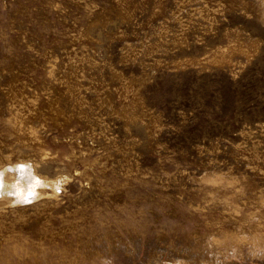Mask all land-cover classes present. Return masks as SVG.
<instances>
[{
    "label": "rangeland",
    "instance_id": "374dc122",
    "mask_svg": "<svg viewBox=\"0 0 264 264\" xmlns=\"http://www.w3.org/2000/svg\"><path fill=\"white\" fill-rule=\"evenodd\" d=\"M18 164L0 264H264V0H0Z\"/></svg>",
    "mask_w": 264,
    "mask_h": 264
},
{
    "label": "bare ground",
    "instance_id": "6f19581e",
    "mask_svg": "<svg viewBox=\"0 0 264 264\" xmlns=\"http://www.w3.org/2000/svg\"><path fill=\"white\" fill-rule=\"evenodd\" d=\"M16 167L19 169V176L14 180L11 188L6 187L5 182V168L0 169V195L2 192H10L13 195V203L25 202L36 196V185L42 183L40 179L33 176L29 170V167L24 164H18ZM25 184H23V181ZM58 183L54 185L55 192L58 190Z\"/></svg>",
    "mask_w": 264,
    "mask_h": 264
}]
</instances>
